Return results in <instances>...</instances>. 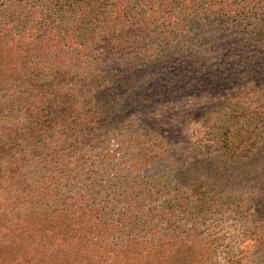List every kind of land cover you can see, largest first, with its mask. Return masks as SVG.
<instances>
[{
	"label": "trees",
	"instance_id": "1",
	"mask_svg": "<svg viewBox=\"0 0 264 264\" xmlns=\"http://www.w3.org/2000/svg\"><path fill=\"white\" fill-rule=\"evenodd\" d=\"M134 3L0 0V264H204L213 253L216 238L201 227L209 201L218 200H202L203 182L222 175L225 159L235 164L253 157L252 134L237 126L264 120V97L254 108L252 101L236 114L224 108L209 121H195L205 133L193 132L199 154L189 165L158 133L134 127L121 136L124 148L97 151L87 145L109 110L96 98L106 82L101 61L112 49L108 38L119 44L124 37L110 33L119 19L137 31L153 23L160 38H174L202 14L264 49V0ZM257 64L264 69V51ZM89 97L99 108L79 123L74 108ZM200 157L213 166L210 173L175 183V172L183 168L177 174L188 175ZM259 227L243 234L253 246L264 235Z\"/></svg>",
	"mask_w": 264,
	"mask_h": 264
},
{
	"label": "rangeland",
	"instance_id": "2",
	"mask_svg": "<svg viewBox=\"0 0 264 264\" xmlns=\"http://www.w3.org/2000/svg\"><path fill=\"white\" fill-rule=\"evenodd\" d=\"M126 14V19L133 20L131 11L126 10ZM196 18L202 21L180 28L174 38H160V30L153 23L137 31L135 25L123 27L124 19L117 21L110 33L114 37L122 32L124 37L119 44L116 38H108L112 49L106 51L101 61L105 89L96 93V98L103 100L109 110L103 116V127L94 129L87 146L97 151L105 146L112 151L124 148L121 136H129L134 127L144 133H158L169 143L171 153L189 165L199 154L191 141L193 132L205 133L193 124L195 121H209L211 112L220 116L225 113L224 108L229 115L236 114L252 101L254 108L264 97V69L257 64L264 49L257 46L254 38H241L239 29L223 32L205 15ZM144 44L148 48H144L145 53L140 47ZM93 57L91 54L89 60ZM144 58L152 61L141 62ZM47 64L52 68L51 58ZM80 102L73 114L74 120L80 118L79 123L89 116L91 109L99 108L91 97ZM242 121L244 124L240 122L237 127L248 130L257 144L253 157L235 164L225 159L228 166L222 175L213 176L214 182H203L207 195L202 200L210 196L218 200L209 201L207 223L201 227L205 234L216 238L215 249L204 264H264V235L255 246L249 237L243 238L254 225L264 228V120L251 126ZM101 139L106 141L102 146ZM196 162L188 175H178V170H184L179 168L174 182L182 184L196 180L200 173H210L213 166L209 162L202 157ZM165 165L154 167L160 170ZM242 200L246 204L243 208ZM193 208L194 205L190 209ZM247 209L253 210L246 212Z\"/></svg>",
	"mask_w": 264,
	"mask_h": 264
}]
</instances>
